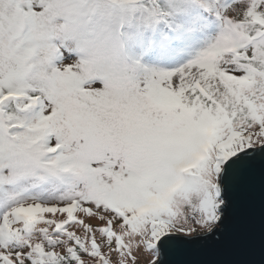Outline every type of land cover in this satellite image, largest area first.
<instances>
[{"label":"snow or ice","instance_id":"snow-or-ice-1","mask_svg":"<svg viewBox=\"0 0 264 264\" xmlns=\"http://www.w3.org/2000/svg\"><path fill=\"white\" fill-rule=\"evenodd\" d=\"M142 261L264 264V0H0V264Z\"/></svg>","mask_w":264,"mask_h":264},{"label":"rangeland","instance_id":"rangeland-1","mask_svg":"<svg viewBox=\"0 0 264 264\" xmlns=\"http://www.w3.org/2000/svg\"><path fill=\"white\" fill-rule=\"evenodd\" d=\"M142 264H143V261H142Z\"/></svg>","mask_w":264,"mask_h":264},{"label":"water","instance_id":"water-1","mask_svg":"<svg viewBox=\"0 0 264 264\" xmlns=\"http://www.w3.org/2000/svg\"><path fill=\"white\" fill-rule=\"evenodd\" d=\"M257 259H258V256H257Z\"/></svg>","mask_w":264,"mask_h":264}]
</instances>
